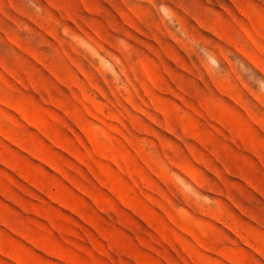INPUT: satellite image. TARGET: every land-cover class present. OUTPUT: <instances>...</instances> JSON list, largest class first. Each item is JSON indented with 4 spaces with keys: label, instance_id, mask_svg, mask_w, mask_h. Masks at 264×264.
I'll use <instances>...</instances> for the list:
<instances>
[{
    "label": "rangeland",
    "instance_id": "374dc122",
    "mask_svg": "<svg viewBox=\"0 0 264 264\" xmlns=\"http://www.w3.org/2000/svg\"><path fill=\"white\" fill-rule=\"evenodd\" d=\"M0 264H264V0H0Z\"/></svg>",
    "mask_w": 264,
    "mask_h": 264
}]
</instances>
